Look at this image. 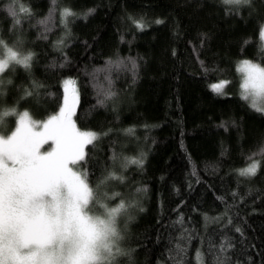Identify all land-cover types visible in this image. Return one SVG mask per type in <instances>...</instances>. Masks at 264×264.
I'll use <instances>...</instances> for the list:
<instances>
[{
  "label": "trees",
  "instance_id": "trees-1",
  "mask_svg": "<svg viewBox=\"0 0 264 264\" xmlns=\"http://www.w3.org/2000/svg\"><path fill=\"white\" fill-rule=\"evenodd\" d=\"M9 7L32 15L16 25ZM64 7L78 14L67 37ZM261 25L264 0H0V35L11 45L22 34L24 52L35 53L30 73L15 66L3 74L12 83L0 111L44 121L58 112L64 81H75L77 126L101 133L84 166L93 186L114 173L104 203L126 204L117 264H177V243L184 264L217 255L264 264V112L241 98L238 71L243 60L264 62ZM33 81L42 85L39 102L21 99ZM220 81L229 82L222 95L212 91ZM109 90L113 98L99 104ZM17 120L9 116L0 131L8 135ZM134 159L143 164L127 163ZM252 160L258 174L240 176Z\"/></svg>",
  "mask_w": 264,
  "mask_h": 264
},
{
  "label": "snow or ice",
  "instance_id": "snow-or-ice-1",
  "mask_svg": "<svg viewBox=\"0 0 264 264\" xmlns=\"http://www.w3.org/2000/svg\"><path fill=\"white\" fill-rule=\"evenodd\" d=\"M222 2L235 6L252 4V0ZM16 3L17 0H10L11 5ZM52 4L56 5L57 0H52ZM8 11L17 17L16 25L22 24L21 15H32L30 8L9 7ZM59 14L65 36H70L69 18L78 14L70 7L60 9ZM40 23L48 24L50 20L46 18ZM136 24L138 28L144 27L143 22ZM260 38L264 41V25ZM24 43L22 34L11 45L0 35V97L4 95L5 84L12 83L10 79L4 80V73L14 71L15 66L30 73L35 53L24 52ZM238 71L242 77L241 98L251 100L256 111L264 112V62L243 60ZM228 83H215L212 91L222 95ZM41 87L33 81L21 99L35 97L39 102ZM63 88L58 112L44 121H34L29 111L18 113L15 108L0 111V129L9 116H18V126L10 136L0 131V264H117V257L125 255L118 245L121 236L116 220L126 204L121 201L116 207H109L104 203L110 197L103 188L109 180L118 177L109 172L93 186L84 165L89 156L88 147H96L101 133L77 126L79 94L75 81L65 80ZM114 95L109 90L98 103L103 105ZM259 154L264 156V148ZM127 163L142 165L143 159ZM260 167V161L252 160L238 174L251 178ZM97 207L103 211L98 213ZM224 248L221 245V251ZM175 251L177 264H184L182 257L186 249L177 243ZM212 264H230V258L217 255Z\"/></svg>",
  "mask_w": 264,
  "mask_h": 264
},
{
  "label": "rangeland",
  "instance_id": "rangeland-1",
  "mask_svg": "<svg viewBox=\"0 0 264 264\" xmlns=\"http://www.w3.org/2000/svg\"><path fill=\"white\" fill-rule=\"evenodd\" d=\"M63 92H64V88H63ZM251 103H252V101L251 100H249ZM62 102H63V100H62ZM31 115V114H30ZM31 118L32 119H34V121L35 120H37V119H35L32 115H31ZM49 118V117H48ZM48 118H46V119H48ZM45 119V120H46ZM37 122H40V121H37ZM18 126V120H17V124H16V127ZM16 127H15V129H16ZM15 129L13 130V131H11L8 135L10 136L11 134H12V132H14L15 131ZM46 148H47V145L45 146Z\"/></svg>",
  "mask_w": 264,
  "mask_h": 264
}]
</instances>
